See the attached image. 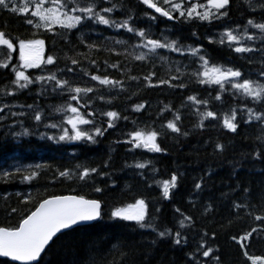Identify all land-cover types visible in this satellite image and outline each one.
Segmentation results:
<instances>
[{"label": "trees", "instance_id": "trees-1", "mask_svg": "<svg viewBox=\"0 0 264 264\" xmlns=\"http://www.w3.org/2000/svg\"><path fill=\"white\" fill-rule=\"evenodd\" d=\"M152 3L172 19L143 0H44V7L79 16L72 27L44 26L0 7V33L13 45H0V65H7L0 66V227L16 229L51 196L77 195L101 205L100 218L58 234L33 264L264 260V219H257L264 217V92L254 98L233 87L264 88V31L254 26L264 24V0H228L208 19L189 17L171 0ZM89 6L110 23L76 10ZM125 21L134 31L119 26ZM148 40L166 46L150 51ZM31 41H43L44 59L23 69L17 47ZM213 68L241 75L222 80L223 87L202 82ZM21 71L30 83L17 82ZM233 114L235 131L224 125ZM69 120L92 139H71ZM136 132H155L161 151L135 147ZM173 176L176 186L166 198L163 184ZM140 200L145 227L112 216ZM0 264L18 263L0 258Z\"/></svg>", "mask_w": 264, "mask_h": 264}, {"label": "snow or ice", "instance_id": "snow-or-ice-1", "mask_svg": "<svg viewBox=\"0 0 264 264\" xmlns=\"http://www.w3.org/2000/svg\"><path fill=\"white\" fill-rule=\"evenodd\" d=\"M165 2H170V0H165ZM43 3L44 0H39V3L36 6V10L32 12L31 15L37 16L39 17L40 20L43 21L51 20L54 23H60L62 26H66V27L74 26L75 23H78L81 19L79 16L69 17L68 19L72 20L73 22L71 24H65L63 21L59 19L58 16H55L54 13L50 17L48 15V13L51 12L50 9L41 11ZM143 3L147 4L149 7L155 8L157 12H161L162 15L167 16L169 19H172L169 12L162 11L161 8L157 7L154 3H152V0H143ZM227 4H228V0H212V6L215 7L216 9L223 8ZM0 7L8 9L7 0H0ZM173 7H176L179 10L180 6L173 5ZM8 10L12 12H21L23 14H27L24 12V9L10 8ZM76 10L88 14L87 18L89 19H91L93 15H95V17L100 23L106 25L110 23L108 19L104 18L99 13H95L93 7L91 6L85 8H78ZM103 11L111 12L112 9L105 8L103 9ZM195 12H196V8L192 7L187 11V15L189 17H192L193 13ZM180 14L185 15L184 12H181ZM200 18L208 19L209 14L205 12L200 16ZM26 22L29 24L33 23L31 19L27 20ZM249 23L252 24V21H249ZM119 26L127 28L128 31H134V29L128 27L126 21ZM254 26L259 27L262 31H264V24L254 25ZM138 35L143 37L144 33L139 32ZM227 36L229 40L236 39V37L232 36L231 33H227ZM0 43L7 45L9 49L13 47V45L7 39H4L3 33H0ZM148 44L151 45L150 51L166 46L164 44L158 43L153 40H148ZM42 45H43V41H31L28 43H24V42L20 43L21 59L25 62L24 63L25 67L37 66V61L30 60L28 57H26L24 50L33 49L37 46H42ZM167 47L174 49V45H167ZM248 50L250 49H245L242 47L235 48L236 52H243ZM137 58L144 59L143 56ZM201 59L203 60V57H201ZM52 62H53L52 58L49 57L47 63H52ZM205 64H207V61H205ZM0 66L7 67L6 64ZM211 71L213 74L219 73L220 75L216 76L215 78H210L209 80H205L202 82H211V83L220 84L221 87H223L222 80H227L229 77H240L241 75L239 71H233L232 69H228L226 72H221V69L213 68ZM204 75L209 76V73L205 72ZM16 77H17V82L20 80H24L29 83L31 82L28 80V77L24 76L22 72H17ZM48 79L50 80L55 79V77L51 76L48 77ZM92 79L96 80L99 78L93 76ZM173 79H175V77H173ZM99 82L105 85L114 83L113 81H110L108 79H99ZM63 83L61 81H57V85L61 87L63 86ZM19 86L26 87V84H20ZM233 87L243 89L246 95H252L254 96V98H259L261 92H264V88L255 90L251 87V85L248 82L241 84H233ZM73 91H75L76 93H80L81 91H91V89L82 90L80 88H75L73 89ZM73 99H76V97H73ZM217 99H219V97H217ZM69 110L73 113L77 112V109L74 107H70ZM137 110H139V107L137 108ZM0 111H2V109H0ZM107 115L111 118L117 117V114L114 112H109L107 113ZM207 116H213V113L208 112ZM39 118H40L39 116H36L37 120H39ZM234 119H235V115L233 114V116L230 119H225L224 121L225 127L231 131H235L237 127V125L233 123ZM257 119H259V117H257ZM68 122L72 124V128L75 131V135L72 136L71 139L73 140H80L82 138H86L90 140L92 139V137L87 136L86 133L76 130V125H77L76 120H69ZM78 122L82 124L89 123L88 120L82 118H80ZM112 126L113 125L109 123V127ZM52 127H55V125H52ZM167 127L174 132L179 131L176 125L172 122H170L167 125ZM96 134L102 135V132L99 129H97ZM156 135L157 134L155 132H150L147 134H145L144 132H136L135 135L133 136V141H136L134 146L140 147L142 143L145 147H150L154 151H161L159 146L155 144ZM67 137H68V133L65 132L64 135H62L59 139L64 140ZM133 141H129V142L131 143ZM137 167L142 168L144 167V165L140 164L137 165ZM61 175H66V174L61 173ZM88 175L89 172L85 171L83 172L81 178H84ZM26 179H31V177H26ZM175 186H176L175 176L171 178V181L165 182L163 184L164 196L166 198L169 195V189L174 188ZM199 187L200 185H197V188ZM99 190L100 189H97V191ZM112 216L114 218H119L125 221H135L141 227L146 226L143 223L145 219V204L143 200L137 201L135 204L130 205L128 208L117 209L112 213ZM98 218H100V204L95 200H85L82 197L77 198L74 196L57 197L55 199L45 200L43 203L40 204V206L36 209V211H34L28 218L23 220V223L20 224L19 228L16 229L15 231H9L0 228V257H9L13 261L22 262V264H32V262L37 261L40 258L41 253L44 252L46 246L49 245V243L53 240L54 237L57 236L58 233H61L63 230L77 226L82 222H91L97 220ZM257 219H264V217H257ZM160 235L163 236L164 233H161ZM178 235L179 234H177V236ZM245 239H247V237H245ZM176 243L179 244L180 240L177 239ZM204 254L207 255L208 253L205 252ZM249 258L252 259L251 257ZM253 264H264V260L254 259Z\"/></svg>", "mask_w": 264, "mask_h": 264}, {"label": "rangeland", "instance_id": "rangeland-1", "mask_svg": "<svg viewBox=\"0 0 264 264\" xmlns=\"http://www.w3.org/2000/svg\"><path fill=\"white\" fill-rule=\"evenodd\" d=\"M171 1H173V5H179L180 6L179 9H182V8L185 7L186 8V12L190 8L195 7L196 8V12L193 13V15H198L199 14L198 16H201L205 12H207L208 14H210L212 12V10L215 9V7L212 6V0H185V2H183L182 0H171ZM7 2H8V7H10V8H17V9H24V12L25 13L31 15V13L36 10V6L39 3V0H7ZM48 9L51 10V12L48 13V15L50 17L54 13L55 16H58L59 19L61 21H63L65 24H71L73 22L72 20L68 19L69 17H72V16H66V15H64L55 6L44 7L42 5L41 11L48 10ZM33 17L36 20H38L44 26L61 25L60 23H54L51 20H49V21H43V20H40L39 17H37V16H33ZM24 43H26V42H24ZM0 45H5V44L0 43ZM17 48H18L19 59L21 61L22 68L23 69L30 68V67H25L24 66V63L25 62L21 59L20 44H18V47ZM24 51H25V56L26 57H28L30 60H36L37 61V65L39 63H41L43 61V59H44L42 46H37V47H35L33 49H25ZM205 72H208L209 73V76H206V78H215L216 76H219L220 75L219 73L213 74L210 69L206 70ZM128 207H126V208H128ZM123 209H125V208H123Z\"/></svg>", "mask_w": 264, "mask_h": 264}, {"label": "water", "instance_id": "water-1", "mask_svg": "<svg viewBox=\"0 0 264 264\" xmlns=\"http://www.w3.org/2000/svg\"><path fill=\"white\" fill-rule=\"evenodd\" d=\"M68 196H74V197H77V198H81V196H77V195H58V196H51V197H48V198H45L44 200H42L37 206H36V208L31 212V213H29V215H27L24 219H26V218H28L34 211H36V209L40 206V204L41 203H43L45 200H51V199H55V198H57V197H68ZM83 198V197H82ZM83 199H85V200H92V199H86V198H83ZM95 201H97V200H95ZM97 202H99V201H97ZM100 204V203H99ZM100 209H101V205H100ZM23 219V220H24ZM23 220L19 223V225H18V227L16 228V229H18L19 228V226H20V224H22L23 223ZM96 221V220H95ZM94 221H91V222H82V223H80L79 225H77V226H80V225H87V224H90V223H93ZM74 227H76V226H74ZM74 227H72V228H74ZM0 228H2V227H0ZM72 228H70V229H72ZM3 229H6V230H9V231H15L16 229H7V228H3ZM70 229H66V230H63L62 232H64V231H67V230H70ZM61 232V233H62ZM58 234H60V233H58ZM57 234V235H58ZM55 238V237H54ZM47 247V246H46ZM43 253V252H42ZM41 253V254H42ZM0 258H4V259H7V260H9V261H11V262H14V263H18V264H22V262H20V261H13V260H11L9 257H0ZM38 261V260H37ZM37 261H34V262H32V264L33 263H36Z\"/></svg>", "mask_w": 264, "mask_h": 264}]
</instances>
